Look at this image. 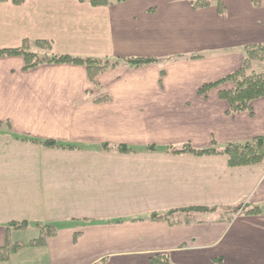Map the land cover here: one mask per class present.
I'll return each mask as SVG.
<instances>
[{
    "label": "crops",
    "instance_id": "obj_1",
    "mask_svg": "<svg viewBox=\"0 0 264 264\" xmlns=\"http://www.w3.org/2000/svg\"><path fill=\"white\" fill-rule=\"evenodd\" d=\"M196 1L0 3V53L43 41L61 56L158 60L91 79L84 65L26 69L23 56H0V247L36 239L37 223L57 229L0 264H150L158 254L172 264H264V213L241 212L264 210V164L167 153L264 136V97L231 115L220 92L233 84L200 92L241 68L246 46L264 45V4ZM251 70L264 73V63ZM192 207L216 210L188 225L151 221ZM228 209L240 213L230 220ZM16 221L30 227L8 231Z\"/></svg>",
    "mask_w": 264,
    "mask_h": 264
},
{
    "label": "trees",
    "instance_id": "obj_2",
    "mask_svg": "<svg viewBox=\"0 0 264 264\" xmlns=\"http://www.w3.org/2000/svg\"><path fill=\"white\" fill-rule=\"evenodd\" d=\"M12 1L15 5H20L22 0H0V3ZM82 3H90L93 7H109L113 3H124L128 0H79ZM256 8H259L264 3V0H250ZM210 5L209 0H197L193 2L195 9L205 8ZM36 49V50H33ZM38 50V51H37ZM45 51V52H42ZM23 56L25 59V68L32 69L44 64H75L84 65L91 79H95L99 74L115 68L119 65L126 64L134 67H140L152 64L157 59L154 58H122V59H108L96 57H72L61 56L52 53V44L36 41H25L23 46L15 50H6L0 53V56ZM244 64L241 68L233 73L227 75L223 79L207 84L201 88V93H206L212 88H216L225 83L233 84V88L223 90L220 96L223 100L229 103V114L234 115L245 112L251 108V103L259 98L264 97V73H254L251 68L253 63L264 62V45L255 44L245 47L244 50ZM32 143H39L31 140ZM42 146L53 149H70L75 147H65L59 145L54 140H47L39 143ZM103 151H116L121 154H131L136 151L128 146L119 145L116 147L102 146ZM148 152H157L156 147L151 146L147 149ZM167 153L173 155L192 154L196 156H211L223 155L227 157L230 167H245L258 164H264V136L256 137L253 140L245 143H232L226 145L224 148H210L195 150L190 145H185L180 149L167 148ZM216 208H181L164 211L161 214H154L151 221L166 222L171 226L188 225L198 221L196 214L206 211H215ZM246 215H258L264 213L262 208L256 207L249 211L243 212ZM230 216V214H227ZM233 216V215H232ZM230 216L228 219H232ZM30 227L27 221L11 222L8 224V231L12 230H26ZM39 231V236L28 243H13L10 240L6 245L0 247V263L8 261L10 257L25 246L41 247L47 244L48 239L57 234V229L51 224H36ZM150 264H172L170 258L164 254L155 255L150 259Z\"/></svg>",
    "mask_w": 264,
    "mask_h": 264
},
{
    "label": "rangeland",
    "instance_id": "obj_3",
    "mask_svg": "<svg viewBox=\"0 0 264 264\" xmlns=\"http://www.w3.org/2000/svg\"><path fill=\"white\" fill-rule=\"evenodd\" d=\"M264 4V3H263ZM263 4H262V6H263ZM261 6V7H262ZM261 7H259V8H261ZM52 52H53V49H52ZM257 63V62H256ZM264 63V62H263ZM255 63H253V65H254ZM252 65V66H253ZM252 69V68H251ZM245 211V210H244ZM244 211H241V212H244ZM226 214L225 215H227V214H230V216H235V215H237L238 213H240V210L239 209H228V211L227 212H225ZM32 236H34V235H32ZM27 238H31L30 236L29 237H27Z\"/></svg>",
    "mask_w": 264,
    "mask_h": 264
}]
</instances>
